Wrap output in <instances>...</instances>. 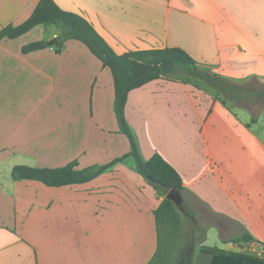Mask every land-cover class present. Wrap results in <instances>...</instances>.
<instances>
[{"label": "crops", "instance_id": "crops-1", "mask_svg": "<svg viewBox=\"0 0 264 264\" xmlns=\"http://www.w3.org/2000/svg\"><path fill=\"white\" fill-rule=\"evenodd\" d=\"M38 1L0 0V30L23 23ZM53 1L117 53L179 47L208 75L264 84V0ZM49 27L0 40V264H150L164 196L132 157L83 184L8 177L17 165L83 169L129 151L111 72L82 43L22 53L61 35ZM255 102L231 109L174 75L129 92L124 117L141 158L158 154L182 179L180 200L189 194L205 222L214 218L201 246L264 260V103ZM211 261L194 252L192 264Z\"/></svg>", "mask_w": 264, "mask_h": 264}, {"label": "trees", "instance_id": "trees-1", "mask_svg": "<svg viewBox=\"0 0 264 264\" xmlns=\"http://www.w3.org/2000/svg\"><path fill=\"white\" fill-rule=\"evenodd\" d=\"M38 25L56 26L61 29V35L57 37V43L54 45L57 53L62 52L66 41L75 40L82 43L101 62L103 67L110 70L114 84V112L119 132L128 140L129 151L106 164L92 165L83 169H77L76 161L58 168L17 165L11 169L10 177L13 181H37L48 187L83 184L112 169L125 158L132 157L135 170L164 196L160 205L153 212L157 229L155 259L160 251V226L167 221L176 225L180 224L176 207L182 209L185 218H190L192 222L194 218L180 200V194L184 191L180 175L158 154H154L148 160L141 158L135 137L124 117L127 96L132 90L149 82L178 75L179 69L188 70L191 78L206 83L224 82V80L217 75H208L206 72L200 71L197 68L198 63L179 47L117 53L81 15L62 10L53 0H39L31 15L23 23L17 26H7L0 30V40L18 38ZM46 47H48L46 42L36 41L23 46L21 51L28 53ZM254 120L253 117L252 121ZM196 231L200 232L198 227H196ZM204 233L205 230H203L198 248L212 256L211 264H264V260L258 258L201 246ZM189 237V241H184L183 238L175 264H192L196 251L194 232ZM241 240L251 241L247 236H243Z\"/></svg>", "mask_w": 264, "mask_h": 264}, {"label": "rangeland", "instance_id": "rangeland-1", "mask_svg": "<svg viewBox=\"0 0 264 264\" xmlns=\"http://www.w3.org/2000/svg\"><path fill=\"white\" fill-rule=\"evenodd\" d=\"M217 6L219 7V5ZM218 20L220 21V19ZM56 28V26L49 27V29L53 30H56ZM57 29L61 31L60 28ZM197 68L203 72H208L210 74L213 73L210 68H207L204 65L197 64ZM188 73L189 72L186 69H179L178 77L182 81H186L187 83L195 86V88L198 90H203L208 94H212L213 96L215 95L216 98L224 101L231 109L236 108V106H250L253 104V102L256 103L255 101L257 100H259L260 106L264 103V85L261 84L262 81L254 82L245 79L241 82H232L224 78L222 79L224 82L219 81L214 83H206L202 80L191 78ZM8 177L11 179L10 174ZM182 203L186 205L188 213L193 216V222L190 220V218H185L181 208L176 207V213L180 219V224L176 225L167 221L164 222L162 226H160V251L159 255L153 260L151 264H175L176 259L178 258L177 252L183 243V238L184 241H189V236L194 232L196 250L199 247V242L202 239V233L203 230H205L204 226L211 221L214 222V218L212 217L211 220L210 218H207V221H204L202 209L195 205L196 202L189 194L183 193ZM205 213L208 215L207 212ZM196 227L199 228L200 232L196 231Z\"/></svg>", "mask_w": 264, "mask_h": 264}, {"label": "built area", "instance_id": "built-area-1", "mask_svg": "<svg viewBox=\"0 0 264 264\" xmlns=\"http://www.w3.org/2000/svg\"><path fill=\"white\" fill-rule=\"evenodd\" d=\"M264 255V245L259 246L257 256L261 258Z\"/></svg>", "mask_w": 264, "mask_h": 264}, {"label": "water", "instance_id": "water-1", "mask_svg": "<svg viewBox=\"0 0 264 264\" xmlns=\"http://www.w3.org/2000/svg\"><path fill=\"white\" fill-rule=\"evenodd\" d=\"M56 43H57V40L56 39H53V40L47 42V45L48 46H54Z\"/></svg>", "mask_w": 264, "mask_h": 264}]
</instances>
